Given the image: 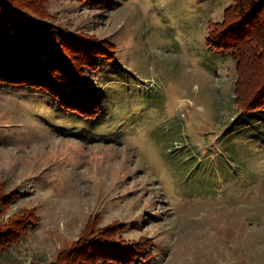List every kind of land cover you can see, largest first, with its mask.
Wrapping results in <instances>:
<instances>
[{
  "label": "rangeland",
  "instance_id": "obj_1",
  "mask_svg": "<svg viewBox=\"0 0 264 264\" xmlns=\"http://www.w3.org/2000/svg\"><path fill=\"white\" fill-rule=\"evenodd\" d=\"M231 5L35 0L54 38L115 61L95 123L0 86V264H98L109 244L145 246L140 264H264V112L238 114L235 61L208 43Z\"/></svg>",
  "mask_w": 264,
  "mask_h": 264
},
{
  "label": "trees",
  "instance_id": "obj_2",
  "mask_svg": "<svg viewBox=\"0 0 264 264\" xmlns=\"http://www.w3.org/2000/svg\"><path fill=\"white\" fill-rule=\"evenodd\" d=\"M83 1L100 4L105 0ZM34 5L35 0H0V86L43 94L65 115L95 123L108 109L101 100V81L96 77H106L113 70L115 56L106 49L110 46L87 44L77 48L76 42L62 33L54 38L50 26L39 20L42 18ZM224 15L223 31H217L208 43L235 61L238 79L233 101L238 114L264 112V0H232ZM229 15L230 24L237 22L241 34L224 46ZM232 26L230 31L236 28ZM108 246L101 254L92 252L90 259L98 264H140L148 256L145 246Z\"/></svg>",
  "mask_w": 264,
  "mask_h": 264
}]
</instances>
